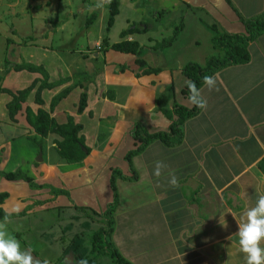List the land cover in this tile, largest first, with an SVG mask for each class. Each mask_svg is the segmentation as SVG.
Listing matches in <instances>:
<instances>
[{
    "label": "crops",
    "instance_id": "crops-1",
    "mask_svg": "<svg viewBox=\"0 0 264 264\" xmlns=\"http://www.w3.org/2000/svg\"><path fill=\"white\" fill-rule=\"evenodd\" d=\"M108 1L101 11L95 8L93 23L106 10L109 20ZM122 7L133 13L126 17L129 25L140 22V30L125 36L120 33L122 40L140 43L139 54L111 47L81 54L67 48L73 52L66 49L67 53H63L65 48L55 47L52 41L64 35L66 27L70 35L80 33L73 9L71 17L55 16L49 28L43 27L40 41L32 37L30 42L19 44L20 54L10 66L23 58L42 64L54 86L42 91L44 102L38 104L35 98L39 81L14 119L7 106L12 95L1 88L17 92L42 76L26 69L5 71V65L0 66L1 120L6 130L13 132L6 135L0 131V169L21 168L37 183L68 192L55 195L48 187L35 189L29 185L33 194L18 196L19 212L27 214L41 207L82 212V216L70 214L66 219L65 235L70 236V241L65 235L53 238L52 242L61 240L64 246L50 263L88 260L91 236L102 225V214L114 199L111 176L118 167L129 177L136 174L133 179L116 180L118 203L112 240L126 259L133 264H245L244 254L238 250L237 220L247 208L255 206L258 195L264 194V172L259 166L264 158V33L250 43V61L229 65L213 75L217 77L218 90L200 87L207 108L185 121L184 138L179 145L153 141L132 158L134 171L125 155L139 144L131 134L136 122L156 132L168 130L178 118L174 113H164L158 97L166 96L164 107L170 111L176 102L193 107L184 93V82L189 78L183 67L188 61L205 64L212 48L202 42L211 45L215 33L209 26L215 24L220 31L246 32L240 16L261 14L264 0H120L119 13ZM83 10L82 7L77 13L83 14ZM174 13L181 19L176 26ZM190 15L204 27L198 28L194 23L187 32L185 22ZM49 29L50 34L45 35ZM106 29H111L108 22ZM172 36L175 38L170 41ZM100 37L98 45L104 39L109 46L115 43L104 35ZM48 40L51 43H45ZM8 44L4 46L6 50L15 51L16 45ZM149 68L159 71L146 73ZM71 84L76 85L52 109V98ZM84 91L88 101L80 113L78 105ZM26 107L34 112L44 108L59 123L67 122L70 116L82 123L81 134L90 153L81 162L68 163L58 153L57 141L62 137L55 132L45 137L41 147L35 145L29 139L36 131L27 120ZM157 161L166 165L159 177L154 175ZM172 173L178 178V187L169 184ZM8 192L3 203L7 212L12 210L8 203L14 198ZM86 219L96 227L84 228ZM261 247L264 248V240ZM39 258L42 262L46 259Z\"/></svg>",
    "mask_w": 264,
    "mask_h": 264
},
{
    "label": "trees",
    "instance_id": "trees-1",
    "mask_svg": "<svg viewBox=\"0 0 264 264\" xmlns=\"http://www.w3.org/2000/svg\"><path fill=\"white\" fill-rule=\"evenodd\" d=\"M109 9V20H108V29L111 28L115 22L116 15L120 11V0H109L108 4ZM96 14L93 13L87 19V25L93 23ZM242 21L246 26V32L243 33H234L227 31L218 30L215 24L210 25V29L215 32L212 37V43L217 53H212L207 56L205 64H200L196 61H188L184 67L183 72L189 78L196 83L198 89L202 87L203 76L210 75L213 76L216 72L221 70L224 67L233 64L246 63L250 61L251 54L249 51L250 43L255 40L260 34L264 33V11L254 17L245 18L240 16ZM139 24L133 21L127 28L122 30L121 35L125 36L128 33L140 30ZM175 37L172 36V41ZM168 40V41H169ZM111 47L113 49L123 51V52H132L140 53L141 46L138 41L135 40H122L115 42L112 45H108L106 39L101 43V48ZM22 70L26 69L31 72L41 74V78H36L33 83L23 89L18 90L17 92H12L9 89L1 88L2 91L10 92L12 95L11 101L7 104L9 109V114L12 119L16 117L19 111L23 107V102L26 101L29 94L34 90L37 83L40 81V85L36 90L35 101L38 104H43L44 100L42 97V91L54 86V83L49 82L50 75L49 72L42 64H36L26 60H22L19 63L10 66L8 62L5 71L10 69ZM157 68H149L146 70V73L149 72H158ZM77 77V76H76ZM76 84H71L65 89L56 94L51 101V108L53 109L62 99L66 98L71 90L75 87ZM184 93L189 96L187 87L184 89ZM166 96L161 95L158 97V105L168 116H172V113L177 115V119L174 120L168 130H160L156 132H150L142 122H136L131 129L132 136L139 141V144L136 148L131 149L125 155V159L130 163L131 169L134 171L132 166V158L134 155L142 152L150 143L160 139L164 141L169 146L179 145L184 138V123L190 117L195 116L200 112V108L193 106L189 108L180 103H175L173 110L170 111L164 107L166 103ZM88 101L87 92H83L80 97L78 111L81 113L86 109ZM26 117L28 122L34 127L36 134L30 135L29 139L38 147L42 146V143L45 137L48 136L50 132H55L61 135L62 140L57 141V150L62 158H64L68 163H76L83 161L86 156L90 153L91 148L85 144L84 136L81 134L83 129V124L74 120L72 116L69 117L68 121L65 123H59L57 120L50 116L49 111L44 108H39L37 112H34L30 107H26ZM40 135V138L37 136ZM260 168L264 172V158L259 163ZM0 177L6 178L8 180H25L29 183L32 188H50L51 192L55 195L61 193H68L65 189H59L49 184H40L37 183L35 178L32 175H29L23 169L18 168L13 171H8L0 169ZM119 177L135 178L136 174L133 173L132 176H127L124 174L121 168H114L112 170L111 183L114 192V199L108 205L106 210L103 212L102 225L97 228L91 236V250L88 253L87 257L92 258H104L110 260L111 264H133L128 259H126L118 250L115 243L112 240V233L115 229V211L118 203V191L116 180ZM9 197L8 191L0 192V220L4 219L6 210L3 207V203ZM25 211L13 213L12 216L22 215ZM11 216V217H12ZM53 264V263H51Z\"/></svg>",
    "mask_w": 264,
    "mask_h": 264
},
{
    "label": "rangeland",
    "instance_id": "rangeland-1",
    "mask_svg": "<svg viewBox=\"0 0 264 264\" xmlns=\"http://www.w3.org/2000/svg\"><path fill=\"white\" fill-rule=\"evenodd\" d=\"M96 3L97 0H0V66H3L4 64L6 68L8 62L12 63V59L20 54L19 44L23 43V41L26 43L30 42V38L32 37H36L37 40L40 41V38L38 37L40 31H42L43 27L49 28L51 22H54L53 20H55V16L57 18H59L58 15L63 18L71 17L70 10L72 9L76 15L74 23L78 30H80V33L70 35L67 31L69 27H66L67 29L64 31V35H62L58 40H55L57 39V37H55L52 41L55 47L62 45V47L65 48L63 53H67V51L71 53L73 52V49L76 50L74 51V54H81V52L88 53V50L101 51L102 48H99L98 44H96L97 40H101V35L106 36L110 42L122 40L120 33L125 27L129 25V20L126 17L133 13H130V10L127 8L122 7L121 12L116 17L114 25L111 27L110 31L107 32L106 26L108 22V10H106L107 13H105V11L100 12L96 22L90 26H86L87 17L91 16L93 12H96V7L94 6ZM78 7L84 8L82 11L83 14L77 13L81 9L79 8L78 10ZM103 7H105V2ZM103 7L96 8L98 9L97 12L101 11ZM190 11L191 10L187 12V15L190 14ZM199 14L200 16L203 15L202 13ZM173 19L176 21V23L173 24L174 26H176L181 21L177 13H174ZM183 20L185 21L184 18ZM139 23L140 22L138 21L137 25ZM185 23L186 26L188 25L186 28L187 32H190L189 27L194 23L197 24L198 28L204 27L201 21L196 19L194 16L192 17V15H190V18L186 19ZM55 26L57 27V25H53V27ZM50 31L51 29L47 30L45 35H49ZM129 34L130 33L127 35ZM8 42H11L13 46L16 45L15 51L11 48L6 50V47L4 46L9 45ZM45 43H51V40H48ZM202 43L204 44L203 46L214 49L213 43L211 45H206L205 41ZM95 44L96 48H94ZM67 48H71V52ZM211 50L209 54H211L215 49L212 51ZM43 53L49 54V51L43 50ZM215 53H217V50H215ZM120 59L122 60V58ZM2 79L3 78L0 77V80ZM49 100L50 99L48 98V101ZM76 100L78 101V99ZM1 101L2 98L0 95V110H2ZM1 130L6 135L13 133L10 130H6V124L1 120L0 113V131ZM37 137L39 138V135ZM30 153H32V150ZM4 190L10 191L12 196L15 198H13L12 201L8 203V208H13L16 205L20 206L18 203L19 200H17L19 195L33 194L29 184L26 181L11 182L10 180L2 179L0 181V191ZM41 208L32 210L31 212L24 215L10 217L7 227L8 231L19 241L21 251L31 249L34 260L41 261L39 257H46V260L48 259L47 261L49 264H51L50 261L53 262L54 257L58 255L59 252H61L62 247L64 246V244L61 243V240H59V242H52L53 238L58 237L59 235H65V233H67L64 228L67 224L66 219L70 214L81 216L83 214L82 212L70 208ZM0 221H3V219ZM76 224L79 225V223ZM93 224L91 221H88V219H86L85 223L83 222V226L86 229L91 228L92 230L95 228L96 224H94V227ZM71 230L74 231L73 228ZM64 237L70 241V236L68 234ZM87 262L88 264H111L110 260L106 258L96 257L88 258ZM41 263L43 262L41 261ZM74 264L79 263L76 262Z\"/></svg>",
    "mask_w": 264,
    "mask_h": 264
},
{
    "label": "clouds",
    "instance_id": "clouds-1",
    "mask_svg": "<svg viewBox=\"0 0 264 264\" xmlns=\"http://www.w3.org/2000/svg\"><path fill=\"white\" fill-rule=\"evenodd\" d=\"M105 0H97L96 8H102ZM203 84L208 90L217 88V77L204 75ZM187 87L190 103L202 110L207 108V100L197 88L196 83L186 79L184 82ZM166 167L162 161H157L154 169V175L159 177L161 170ZM169 184L172 187H178L179 181L174 173L170 175ZM21 210L19 205L6 212L4 220L0 221V264H41V261L34 260L32 250H20L19 241L8 231L9 218L13 213H19ZM238 223L239 251L244 254L245 264H264V248L261 247V241L264 240V194L258 195L255 206L247 208ZM226 227V224L224 225ZM43 264H49L45 259ZM79 264H88L86 259H81Z\"/></svg>",
    "mask_w": 264,
    "mask_h": 264
},
{
    "label": "built area",
    "instance_id": "built-area-1",
    "mask_svg": "<svg viewBox=\"0 0 264 264\" xmlns=\"http://www.w3.org/2000/svg\"><path fill=\"white\" fill-rule=\"evenodd\" d=\"M98 47L101 48V44H99Z\"/></svg>",
    "mask_w": 264,
    "mask_h": 264
},
{
    "label": "water",
    "instance_id": "water-1",
    "mask_svg": "<svg viewBox=\"0 0 264 264\" xmlns=\"http://www.w3.org/2000/svg\"><path fill=\"white\" fill-rule=\"evenodd\" d=\"M41 158V157H40Z\"/></svg>",
    "mask_w": 264,
    "mask_h": 264
}]
</instances>
